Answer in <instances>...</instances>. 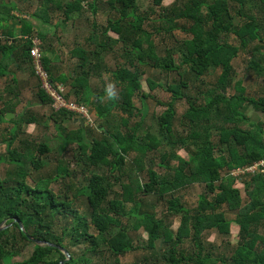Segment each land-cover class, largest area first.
<instances>
[{"label":"trees","instance_id":"1","mask_svg":"<svg viewBox=\"0 0 264 264\" xmlns=\"http://www.w3.org/2000/svg\"><path fill=\"white\" fill-rule=\"evenodd\" d=\"M38 1L40 9L24 15L43 23L58 12L65 23L87 10L92 15L108 11L106 23L92 19L85 42L69 51L74 59L70 74L56 73L59 63L45 53L42 58L51 79L66 86V96L93 105L100 134L95 137L83 126L68 129L64 122L73 113L52 109L43 117L53 120L58 146L27 137L19 139V146L14 143L24 130L16 122L20 119H10L16 120L10 134L0 137L12 165L2 176L5 159L0 156V224L6 225L0 230V262L56 264L66 258L65 248L70 257L63 264H119L120 256L143 248L147 253L135 264H264V174L246 181L245 199L227 175V169L264 156V120L251 119L244 110L251 106L264 114V95H248L242 81L235 79L233 64L241 50L247 51L248 66L264 73V0H173L168 5L152 0L144 12L139 0ZM248 2H254L255 14L243 11ZM14 10H19L16 2L0 0V77L8 78L10 63L18 59L30 64L36 75L29 54L31 38L38 36L44 51H56L51 44L44 45L48 35L21 15L23 9L21 16ZM232 10L239 14L238 22ZM60 23L55 21V28ZM175 30L188 36L178 38ZM166 39L171 44L161 45L159 53L158 45ZM108 53L118 59L113 69L104 60ZM146 67L176 77L163 83L148 75L146 90L142 82ZM103 69L118 87L111 97L101 78ZM217 70L210 82L207 76ZM95 77L104 83L101 88L91 82ZM17 82L12 75L4 91H13ZM157 87L168 91L170 98L157 100L165 106L157 113V130L142 133V119L129 125L140 113L133 98L138 95L147 109L146 100L154 98L151 91ZM36 91L40 103L50 104L39 79ZM7 101L0 121H7L6 112H15ZM179 101L188 105L182 114L176 109ZM21 115L27 124L40 120L30 112ZM72 144L77 152L72 160L57 158L54 171L32 174L30 166L44 165L41 155L52 149L62 152ZM162 145L170 148L158 155ZM179 149L187 150L188 156ZM74 162L82 164L79 172ZM102 166L106 173L100 172ZM156 166L166 169L160 173ZM53 182H60L64 198L52 189ZM196 182L204 184V191L190 206L179 190ZM150 196L153 200L148 202ZM79 201L85 204L83 211ZM233 222L239 226L234 243L229 239ZM130 229H143L147 238L136 244ZM211 230L224 240H208L205 234ZM29 236L55 245L37 244ZM28 245L33 246L30 254L15 260Z\"/></svg>","mask_w":264,"mask_h":264},{"label":"rangeland","instance_id":"2","mask_svg":"<svg viewBox=\"0 0 264 264\" xmlns=\"http://www.w3.org/2000/svg\"><path fill=\"white\" fill-rule=\"evenodd\" d=\"M8 1V0H7ZM12 1V0H10ZM15 1V0H13ZM17 1V0H16ZM173 0H163V5H168L172 2ZM139 9L141 11H146L148 10L149 6H152V0H139ZM252 6V9H249ZM17 6L19 7L18 10V15H20V10L23 11L24 14L25 12H37L38 9H40V3L38 0H18L17 1ZM38 8V9H37ZM235 7H233L234 9ZM255 5L254 2H248L246 7L244 8V12H250L254 13L255 11ZM149 11V10H148ZM56 14L55 16L52 14L51 21L49 23H43L40 19L38 18H33L32 16H25L28 18L32 23L35 24V27L38 28V30H41L43 33H46L48 35L46 42L44 45L47 46V44H51V46L54 48V50L59 54V59H62L64 62L67 63L68 66L71 65L73 58H71V55L68 54V52L74 48L78 43H84L85 38L90 34V21L92 19L96 20L97 24H105L108 11H103V10H98V12L95 15H92L89 10L85 11V13L82 14V16L75 17L73 20H69L68 22L63 23L61 19H63L64 15ZM233 18L235 22H238L240 20V16L235 10H232ZM21 16V15H20ZM154 13H152V17H154ZM89 18V21H88ZM59 21L61 22L59 28H55L54 22ZM56 29V32H55ZM174 33L178 38L186 37L188 34L185 32H182L181 30H175ZM113 36H116L115 33L111 32L110 33ZM264 37V35H263ZM230 40L233 41V43H238L236 39L234 40L233 38L230 37ZM173 42V41H172ZM19 43H17L18 45ZM163 44H166L169 46L171 44L170 39H166L165 42H161V44L158 45V52L160 53L162 50ZM251 46V45H250ZM18 48V47H17ZM66 52H67V57H66ZM45 54H47L46 51H44ZM250 54L247 51L241 50L233 60V64L235 67V79L241 80L243 85L246 87V93L250 96H255L258 97L260 95H264V73L258 74L254 69L250 68L247 64V59L249 58ZM66 60V61H65ZM104 60L106 61L105 63L109 66L110 69L115 68L116 63L118 62L117 57L115 56L114 53H108L107 55H104ZM180 58L176 59V62H179ZM25 65V63H22ZM17 62L10 63L9 69L18 72L17 69ZM146 73L143 75V87H145L146 90H148L147 83L145 81V78L150 75L154 79L160 82H166V80L170 81L172 77H176L175 73L171 74H166L162 72L160 69L157 67H150V68H145ZM102 76L101 78L106 81L107 87L109 85L112 86V91L117 92L118 87L110 80V72L107 70L103 69L102 71ZM219 70L213 71L210 76H207V79L210 80V82L215 81V78L218 74ZM10 73V72H9ZM8 73V74H9ZM14 74V73H11ZM7 79L6 77H0V90H2L6 82L10 80V74L8 75ZM91 82L96 83L100 88L104 84L102 80H98L97 77L92 78ZM37 84H38V79L36 75H29V76H24V79H19V82H17L16 86L13 87V91L10 90V92L2 90L0 92V112L1 110H4L5 107L9 106L4 103L6 100L7 103H9L11 106H15V112H11L10 118H6L7 121L2 120L0 121V137H5L6 135L8 136L10 134L9 129L13 127V123L17 119L16 122L19 124V127H22V130L24 132L20 133L18 139L15 141V145L20 146L19 139L20 138H25L27 137L28 139H33L36 141H48L51 146L57 147L58 145V138L56 137V129L54 126V122L50 118H46L43 116H47L51 113L52 108L50 107V104H42L38 101L36 97V90H37ZM16 88V89H15ZM16 94V95H15ZM151 94L154 95V98H148L147 101V109H145L141 103V99L138 95H136L133 98L134 104L136 105L137 108L140 109V113L136 114L133 116L130 120V124H133L136 120H141L142 119V126L140 127V131L145 133L146 129H151V130H157V122H156V116L157 113L161 112L163 109H165V106L162 104H159L157 100L161 101H167L170 98V93L166 90H164L162 87H157L153 91H151ZM73 97V96H72ZM74 98V97H73ZM188 105L186 104L185 101H179L177 102L176 109L178 111V114H182V112L186 109ZM86 113L88 114L87 116H81L78 117L76 115L70 116L64 124L67 126L68 129L71 130H76L79 126H83L84 128H91L93 136H98L100 134L97 125H96V112L91 103H88V106H85ZM244 110L249 114L251 119L257 120V119H263L264 120V114L260 113L256 110H254L251 106H245ZM119 109L115 108L116 112V119L117 122L119 123L120 121V115L118 113ZM5 114V117L7 113ZM21 112L24 114L27 113H32L33 116H36L38 119V122H34L31 124H27L23 122V117L21 115ZM142 113V114H141ZM144 114V115H143ZM21 117V118H20ZM15 118L16 120L11 122L10 119ZM13 130V129H12ZM7 131V132H5ZM91 133V134H92ZM76 145L72 144L66 147L64 151L58 152L57 149H52L50 152H47L43 155H41L44 165L39 168L35 169L30 166V170L34 176L40 175V174H47L48 172H51L52 170L56 168V162L57 158L60 157H65L68 160H72V155H75L77 152L75 150ZM170 147L166 145H162L158 148L157 154L160 155L164 150L169 149ZM179 153L182 156L187 157L188 152L185 149H179ZM7 148H6V143L4 141H0V156L3 157L5 160L1 163V175L3 176L5 171H8L9 168L12 166L9 163H7L8 155H7ZM159 158V157H157ZM82 164L78 165L74 162L73 167L77 169V171H80V167ZM70 167L72 168V165L70 164ZM157 171L160 173H163L166 168H162L160 166H156ZM100 172H107V168L105 166H102L100 169ZM27 181L32 185L34 182L32 181L31 177H27ZM246 181L244 183L246 184ZM238 188H240L242 197L245 199L246 198V191L244 188V185L242 183L236 182L234 184ZM51 187L54 191L58 192L61 197L64 196V192L61 190L60 187V182H53L51 183ZM115 189H118L117 185H114ZM204 191V184L200 182L193 183L189 186H186L179 190V194L181 195L183 201L192 206L197 202L198 195ZM152 199V196L148 197L147 201L150 202ZM81 202V201H79ZM80 210L83 211L85 208V204L82 202L79 204ZM227 215L229 218L234 219L235 214L233 212H227ZM177 221L173 223V227H177ZM238 224L236 222H233L231 224V235L229 237L230 241L234 243L238 239ZM130 234L134 237L135 243L136 244H141L145 241L147 238V233L143 230L140 229L139 231H134L132 229L129 230ZM205 236L207 237L208 240L211 241H216V242H221L224 239L222 238L221 235H219L217 232L214 230L206 232ZM33 246L28 245L27 249L20 255L16 256L14 259L15 260H21L25 257H27L30 252L32 251ZM147 253L146 249L143 248H138L136 250H131L125 253L124 255L120 256V263L119 264H135L137 261L141 259V257ZM0 264H3L0 262Z\"/></svg>","mask_w":264,"mask_h":264},{"label":"built area","instance_id":"3","mask_svg":"<svg viewBox=\"0 0 264 264\" xmlns=\"http://www.w3.org/2000/svg\"><path fill=\"white\" fill-rule=\"evenodd\" d=\"M29 54L35 74L40 81V86L51 99L50 107L55 111H69L78 117L87 116L85 109L87 105L66 96V86L60 81L52 80L49 76L42 61L44 50L42 41L38 36L31 38ZM257 174H264V156L248 164L227 169V175L233 178L235 183H243V185L245 180H249Z\"/></svg>","mask_w":264,"mask_h":264},{"label":"crops","instance_id":"4","mask_svg":"<svg viewBox=\"0 0 264 264\" xmlns=\"http://www.w3.org/2000/svg\"><path fill=\"white\" fill-rule=\"evenodd\" d=\"M13 1V0H12ZM18 1V0H17ZM17 1L15 0V1H13V2H16L17 3ZM12 13L13 14H17L18 13V11H16V10H14V11H12ZM22 15V14H21ZM23 16H26V15H23ZM73 49V48H72ZM71 49V50H72ZM68 54H70V52H68ZM47 55L53 60V63H59L58 64V66H57V71H56V73H65V74H70L71 73V69H70V66H68L67 65V63L66 62H64L62 59H55L56 57H57V55L59 56V54L57 53V52H47ZM60 57V56H59ZM66 57H67V52H66ZM66 61V60H65ZM17 69H18V72H17V70L16 71H13V70H11V73H14V74H11L10 73V77L12 76V75H15L16 77H17V81L19 82V79H24V76H29V75H34V74H32L31 73V65L30 64H28V63H25V65L24 64H22V63H24L21 59H18L17 61ZM15 62V63H16ZM14 63V64H15ZM8 79V78H7ZM37 86H38V84H37ZM68 86V85H67ZM67 90H68V88H67ZM36 93H37V91H36ZM35 93V94H36ZM16 95V94H15ZM36 97H37V95H36ZM71 97V96H70ZM71 98H73V97H71ZM37 99H38V97H37ZM39 101V100H38ZM43 104V103H42ZM48 104V103H47ZM243 184V183H242ZM237 187V186H236ZM244 188H245V183H244ZM240 189V188H239ZM242 195V194H241ZM239 227V226H238Z\"/></svg>","mask_w":264,"mask_h":264},{"label":"water","instance_id":"5","mask_svg":"<svg viewBox=\"0 0 264 264\" xmlns=\"http://www.w3.org/2000/svg\"><path fill=\"white\" fill-rule=\"evenodd\" d=\"M10 114L11 112H8L7 115H6V118H10ZM5 221H3L1 224H0V230L5 228L6 225L4 224ZM21 228L23 229V225L20 224ZM29 238L31 240H33L34 242H36L37 244H40V245H43V244H49V245H55L54 243H51L49 241H46V240H42V239H38V238H35V237H32V236H29ZM63 252L65 253L66 255V258H64L63 260L59 261L58 263L56 264H63L69 257H70V254L69 252L67 251V249L65 248H62Z\"/></svg>","mask_w":264,"mask_h":264},{"label":"clouds","instance_id":"6","mask_svg":"<svg viewBox=\"0 0 264 264\" xmlns=\"http://www.w3.org/2000/svg\"><path fill=\"white\" fill-rule=\"evenodd\" d=\"M106 91H107V94H108L109 97H111L113 95V91H112V86L111 85L108 86Z\"/></svg>","mask_w":264,"mask_h":264}]
</instances>
